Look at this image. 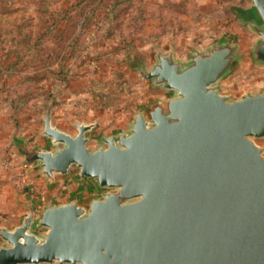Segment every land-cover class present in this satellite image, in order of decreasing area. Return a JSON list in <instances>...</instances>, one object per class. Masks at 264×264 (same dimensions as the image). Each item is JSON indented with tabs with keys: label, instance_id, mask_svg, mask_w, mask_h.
Wrapping results in <instances>:
<instances>
[{
	"label": "water",
	"instance_id": "1",
	"mask_svg": "<svg viewBox=\"0 0 264 264\" xmlns=\"http://www.w3.org/2000/svg\"><path fill=\"white\" fill-rule=\"evenodd\" d=\"M248 22L264 64V0H252ZM144 78L174 91L137 111L131 130L87 145L95 123L72 134L45 117L53 148L19 147L51 183L77 169L101 197L48 204L22 223L0 225V264H264V90L230 100L215 85L239 60L223 42L184 64L156 55Z\"/></svg>",
	"mask_w": 264,
	"mask_h": 264
},
{
	"label": "rangeland",
	"instance_id": "2",
	"mask_svg": "<svg viewBox=\"0 0 264 264\" xmlns=\"http://www.w3.org/2000/svg\"><path fill=\"white\" fill-rule=\"evenodd\" d=\"M253 7L252 0H0V225L22 223L31 203L42 233L37 222L48 204L108 190L87 178L78 185L75 167L54 183L40 181L31 174L38 162L24 161L19 145L53 148L42 133L49 109L53 125L72 134L77 122L95 123L91 150L105 146L100 136L130 131L137 111L175 94L140 74L159 51L188 64L193 53L230 42L239 60L215 84L219 92L230 100L261 93L264 64L252 57L258 35L245 21ZM254 140L264 154V138Z\"/></svg>",
	"mask_w": 264,
	"mask_h": 264
},
{
	"label": "crops",
	"instance_id": "3",
	"mask_svg": "<svg viewBox=\"0 0 264 264\" xmlns=\"http://www.w3.org/2000/svg\"><path fill=\"white\" fill-rule=\"evenodd\" d=\"M41 147H46L45 146V144L43 145V146H41ZM31 174H33V175H38L39 176V179H40V181L43 179L42 177H41V170L37 167V168H35V169H33L32 170V172H31ZM41 177V178H40ZM78 180V179H77ZM77 183H78V185H82V184H84L83 182L82 183H80L79 181H76ZM49 184V183H48ZM45 185V184H44ZM46 187L48 186V185H45ZM49 186H50V184H49ZM48 188V187H47ZM52 188V187H51ZM51 190V189H50Z\"/></svg>",
	"mask_w": 264,
	"mask_h": 264
}]
</instances>
